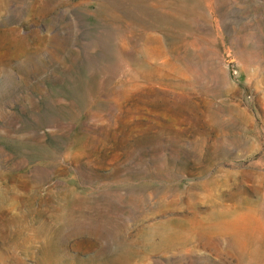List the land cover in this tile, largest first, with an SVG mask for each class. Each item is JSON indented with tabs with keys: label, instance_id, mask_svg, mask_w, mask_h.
I'll use <instances>...</instances> for the list:
<instances>
[{
	"label": "rangeland",
	"instance_id": "rangeland-1",
	"mask_svg": "<svg viewBox=\"0 0 264 264\" xmlns=\"http://www.w3.org/2000/svg\"><path fill=\"white\" fill-rule=\"evenodd\" d=\"M0 264H264V0H0Z\"/></svg>",
	"mask_w": 264,
	"mask_h": 264
}]
</instances>
